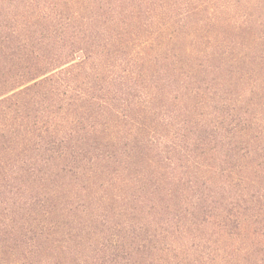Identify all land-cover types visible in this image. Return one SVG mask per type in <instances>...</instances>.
Segmentation results:
<instances>
[{"label": "rangeland", "instance_id": "rangeland-1", "mask_svg": "<svg viewBox=\"0 0 264 264\" xmlns=\"http://www.w3.org/2000/svg\"><path fill=\"white\" fill-rule=\"evenodd\" d=\"M2 50L0 95L32 55L72 61L27 107L57 134L0 147V264L262 258L225 216L264 192V0H0Z\"/></svg>", "mask_w": 264, "mask_h": 264}, {"label": "trees", "instance_id": "trees-1", "mask_svg": "<svg viewBox=\"0 0 264 264\" xmlns=\"http://www.w3.org/2000/svg\"><path fill=\"white\" fill-rule=\"evenodd\" d=\"M83 10V9H81ZM36 15V14H35ZM97 17V16H96ZM42 18H44V16L42 15ZM39 24H41V28L46 27L44 24H42L40 21H38ZM55 32L56 34H58L59 32H61L59 30V26L55 28ZM43 31V30H42ZM6 52L5 50H2L0 52V58L5 55ZM43 55H32V60H31V64L26 67V70L24 73H20L18 76L14 77L13 80H15V78H20V81H15L14 84H12V87H10V90L17 88V90H15L14 92H12L11 94H8V92H4L0 95V110L2 109L3 113L6 116V120L11 121L13 120V123L16 124V122H18L19 118L23 119V124H20V126L18 125L15 131L12 130H2L1 131V135H0V147L4 148L7 147V145L5 144V142H8L9 144H12L9 148H13V151H15L16 153L20 154L23 151H25L27 149V146L25 143H27V141L29 140V138H39L41 140H43L46 143V139L47 137L44 135L45 132H49L50 134H57V129H51L49 127H46L43 125L44 121H48L50 122L49 119H46L48 117H46V107L47 105H45L44 109L43 108H36V112L39 116H37V120L33 119L32 116L30 115V111L31 109H28V104H31L29 108H33V106L35 107L36 104H43V99L48 98V95L50 94L51 91L55 90L56 87H58V85L60 84V78L59 75L60 73H63L64 68H60L63 67L65 64L71 62H63L59 65H57V63H51L52 60L48 61V63H44L45 61L42 58ZM81 63H83V65H87L88 60L81 58ZM76 65H79V71L82 69V67L80 65L82 64H75L73 65V67H76ZM84 67V66H83ZM67 68L65 70L68 71ZM63 70V71H62ZM66 71V72H67ZM70 71V70H69ZM81 73H83L81 71ZM30 74V75H29ZM25 75H28V79H23V77ZM39 77H41L40 79H38ZM34 80L33 82L28 83V81ZM5 84V83H3ZM26 84V85H25ZM49 91V93L47 92ZM41 92H43L44 94H41ZM47 100V99H46ZM79 102H82V99H79ZM82 105V104H81ZM75 106H78V103H71L69 106L70 108H75ZM113 110L115 109L114 107L112 108ZM44 113V114H43ZM20 114L22 116H20ZM0 116H2V120L0 121V125H3L6 127V121L5 118L2 114V112L0 111ZM45 118V119H44ZM54 127V126H53ZM15 129V126L12 128ZM5 145V146H4ZM232 149V148H231ZM229 149V150H231ZM264 149V147H263ZM8 164H5V166H7ZM264 168V166H262L261 163L258 164V168ZM261 170V169H258ZM18 173V171L16 172ZM11 180L15 179L14 174L11 176L10 178ZM232 183H230L229 181H225L224 185L225 187L223 188V190L225 191H230L232 190ZM257 197V203L256 205H249L248 199H244V203L247 205H244L243 210H241V204H236L238 205L239 209H237L236 213H232L230 211H233V207H237L234 203H232L233 201L230 202V204L234 205L232 208H230L227 213V216H225V220L226 223L228 224V218L229 216H234L233 219L238 220V219H243L242 220V224L244 226H254L255 227V241L252 244V247H255V250L257 251V247L262 245V249L261 252H264V192L263 191H259V194L256 196ZM47 198L43 197L42 200H40V202H46ZM43 210V209H42ZM44 211V210H43ZM249 211H252V213H249ZM232 219V220H233ZM231 223H235V221H231ZM226 224V226H227ZM8 246V243L5 245V247ZM258 254V253H257ZM256 257V256H255ZM214 258V257H211ZM10 259L11 257L8 256L7 260L10 263ZM219 259L220 264H223V261H225L224 263L227 264L229 261V258L226 256H220ZM218 259V260H219ZM213 260V259H212ZM257 262L254 264H264V255L262 256V258H259V255H257ZM28 264V263H27Z\"/></svg>", "mask_w": 264, "mask_h": 264}]
</instances>
